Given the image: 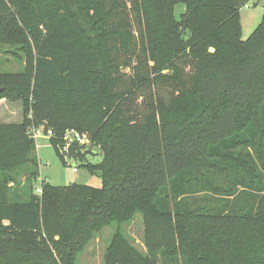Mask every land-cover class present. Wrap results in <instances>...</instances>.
I'll list each match as a JSON object with an SVG mask.
<instances>
[{
  "label": "trees",
  "instance_id": "16d2710c",
  "mask_svg": "<svg viewBox=\"0 0 264 264\" xmlns=\"http://www.w3.org/2000/svg\"><path fill=\"white\" fill-rule=\"evenodd\" d=\"M250 1L0 0V46L22 64L0 73V99L23 115L0 123V264H78L113 224L104 264H264V18L243 40ZM38 128L63 160L65 131L88 134L102 187L37 194ZM137 214L145 254L121 230Z\"/></svg>",
  "mask_w": 264,
  "mask_h": 264
},
{
  "label": "rangeland",
  "instance_id": "374dc122",
  "mask_svg": "<svg viewBox=\"0 0 264 264\" xmlns=\"http://www.w3.org/2000/svg\"><path fill=\"white\" fill-rule=\"evenodd\" d=\"M185 12L186 5L184 3L178 4L175 7V18L180 20ZM263 18L264 0H251L246 7L241 9L240 22L243 40H247L252 36L261 25ZM19 47V45H13L12 47L10 45L0 46V73H16L22 70L21 62L13 55V51L19 50ZM6 51H9V53H6ZM1 101L3 100L0 99ZM22 120L21 103L7 100L4 104H0V123H19ZM36 135L35 152L40 164V178L35 184L36 188H40L42 181L60 187L73 184L95 188L102 187L101 178L98 175L91 174L85 167L87 165H98L103 161V154L99 145L94 147L82 146L73 149L75 154L79 150L88 152L84 163L76 159L77 157L74 159L66 156L63 160L54 150L49 135H46L41 128L36 129ZM74 166L77 167L76 172L74 171ZM118 228L117 224H113L105 228L100 234H97L86 250L83 251L78 264H104L105 251ZM121 230L133 246L139 252L145 254L143 215L137 214L135 220L130 224L122 225ZM227 232L223 231V233Z\"/></svg>",
  "mask_w": 264,
  "mask_h": 264
},
{
  "label": "built area",
  "instance_id": "2783aa9c",
  "mask_svg": "<svg viewBox=\"0 0 264 264\" xmlns=\"http://www.w3.org/2000/svg\"><path fill=\"white\" fill-rule=\"evenodd\" d=\"M53 133L52 131H49L48 135L51 136ZM36 129L34 131V137L36 138ZM63 145L59 147L60 153L66 157H72V150L75 147H82V146H87V147H93V143L91 141V138L89 137L88 134L85 133H80L78 130L74 128L67 129L64 133L63 137ZM74 171H77V167L74 166ZM37 194H41V189L36 190Z\"/></svg>",
  "mask_w": 264,
  "mask_h": 264
},
{
  "label": "crops",
  "instance_id": "0c3cea01",
  "mask_svg": "<svg viewBox=\"0 0 264 264\" xmlns=\"http://www.w3.org/2000/svg\"><path fill=\"white\" fill-rule=\"evenodd\" d=\"M5 102H6V101H5V100H3V101H1V102H0V104H4Z\"/></svg>",
  "mask_w": 264,
  "mask_h": 264
},
{
  "label": "water",
  "instance_id": "95a60500",
  "mask_svg": "<svg viewBox=\"0 0 264 264\" xmlns=\"http://www.w3.org/2000/svg\"><path fill=\"white\" fill-rule=\"evenodd\" d=\"M1 92V91H0Z\"/></svg>",
  "mask_w": 264,
  "mask_h": 264
}]
</instances>
